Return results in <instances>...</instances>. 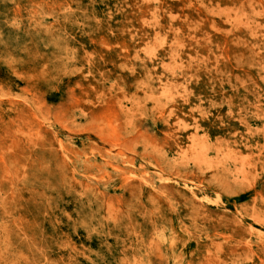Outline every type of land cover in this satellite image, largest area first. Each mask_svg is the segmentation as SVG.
Wrapping results in <instances>:
<instances>
[{"label": "rangeland", "instance_id": "1", "mask_svg": "<svg viewBox=\"0 0 264 264\" xmlns=\"http://www.w3.org/2000/svg\"><path fill=\"white\" fill-rule=\"evenodd\" d=\"M0 264H264V0H0Z\"/></svg>", "mask_w": 264, "mask_h": 264}]
</instances>
